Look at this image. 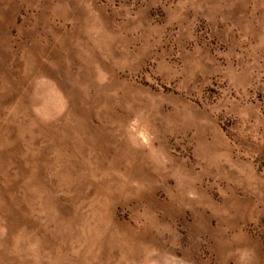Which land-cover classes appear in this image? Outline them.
Returning <instances> with one entry per match:
<instances>
[{
    "label": "rangeland",
    "instance_id": "1",
    "mask_svg": "<svg viewBox=\"0 0 264 264\" xmlns=\"http://www.w3.org/2000/svg\"><path fill=\"white\" fill-rule=\"evenodd\" d=\"M0 264H264V0H0Z\"/></svg>",
    "mask_w": 264,
    "mask_h": 264
}]
</instances>
